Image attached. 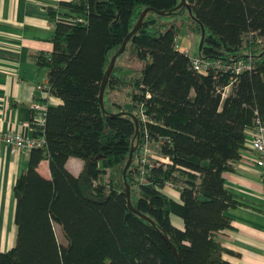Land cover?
Returning <instances> with one entry per match:
<instances>
[{"label":"trees","instance_id":"16d2710c","mask_svg":"<svg viewBox=\"0 0 264 264\" xmlns=\"http://www.w3.org/2000/svg\"><path fill=\"white\" fill-rule=\"evenodd\" d=\"M185 1L190 10L176 8L180 0H69L47 8L52 49L35 61L60 103L47 106L43 127L32 125L43 143L29 150L15 180V240L0 251V264H177L163 234L181 264H233L216 237L231 226L227 209L240 205L223 173L233 170L256 119L264 123V0ZM148 7L154 10L107 78L103 110L110 59ZM183 28L200 35L205 72L178 49ZM129 49L141 63L132 74L118 64ZM240 64L247 67L237 72ZM118 86H128V107L107 98ZM143 143L157 155L142 173ZM71 157L83 161L78 175L67 167ZM42 161L48 178L39 172ZM126 184L147 219L130 210ZM166 184L180 201L162 192Z\"/></svg>","mask_w":264,"mask_h":264},{"label":"crops","instance_id":"0c3cea01","mask_svg":"<svg viewBox=\"0 0 264 264\" xmlns=\"http://www.w3.org/2000/svg\"><path fill=\"white\" fill-rule=\"evenodd\" d=\"M60 1L69 0H0V131L21 133L33 137L30 125L31 105L44 99L47 105H57L60 100L38 88L47 82V69L35 61L37 54H47L52 49L54 19L47 8L56 7ZM192 34L181 31L177 46L184 52L192 47ZM197 50L193 56L197 55ZM251 132L247 131L245 147L240 158L233 163V170L223 173L225 185L237 196L240 205L229 208L226 215L230 227L217 233L221 245L229 252L224 259L233 264H264V199L259 170L251 150ZM154 150V149H153ZM154 155H157L154 150ZM29 150L11 153L0 143V251L14 245L15 198L13 186L16 178L26 169ZM68 169L78 175L83 161L71 157ZM39 172L49 177L47 163L39 164ZM162 192L180 201L177 189L165 185ZM177 228L183 227L182 219L170 215Z\"/></svg>","mask_w":264,"mask_h":264},{"label":"built area","instance_id":"2783aa9c","mask_svg":"<svg viewBox=\"0 0 264 264\" xmlns=\"http://www.w3.org/2000/svg\"><path fill=\"white\" fill-rule=\"evenodd\" d=\"M185 53L189 54L186 50ZM191 64L193 68L200 72H205L207 70L206 63H203L197 55L190 56ZM247 66L245 64H240L236 67L237 72L245 69ZM38 88L42 91H46V83H41ZM47 102L44 99L36 100L31 105L30 114V125L36 127H43L45 123V115L47 110ZM141 119L144 116L141 115ZM256 126L250 130L251 132V150L255 154L254 163L259 170V177L263 187V199H264V123L259 119H256ZM33 129V128H32ZM0 143L9 148L11 153H16L20 150H30L34 146H39L43 143V140L36 139L34 137H26L21 133L0 131ZM148 143H143L139 153L137 165L141 168L143 173L145 164L150 163L151 156L149 155ZM161 161H166L162 158ZM150 165V164H149ZM264 201V200H263Z\"/></svg>","mask_w":264,"mask_h":264},{"label":"water","instance_id":"95a60500","mask_svg":"<svg viewBox=\"0 0 264 264\" xmlns=\"http://www.w3.org/2000/svg\"><path fill=\"white\" fill-rule=\"evenodd\" d=\"M181 6H185L188 10H190V6L188 5V3L185 1V0H180L179 4L177 5L176 8L178 7H181ZM154 9L153 8H145L142 13L140 14L138 20L136 21L135 25L133 26L132 30L126 35V37L123 39L119 49L117 50V52L115 54L112 55L111 59H110V62H109V65L104 73V76H103V80H102V83H101V86H100V94H99V102H100V106L101 108L104 110V107H103V94H104V90H105V87H106V84H107V78L109 76V74L111 73L114 65H115V61L117 59L118 56H120L124 50H125V47H126V44L128 43V41L131 39V37L139 30V28L141 27V24H142V20L143 18L145 17L146 13L148 11H153ZM158 14H164L165 12L164 11H157ZM200 44H201V41H200ZM123 112H118V113H115V114H111V116L113 115H119ZM131 118L133 119L134 123H135V127H136V137L138 138L139 136V131H138V119L136 118V116L134 114H131ZM136 150V145H132V147L130 148V151H129V155H128V159H127V162L124 166V169H123V175L126 174L127 172V169L128 167L130 166L131 162H132V158H133V153L134 151ZM125 192H126V196H127V202H128V206L130 208V210L134 213H137L141 216H143L144 218L147 219L146 216L140 214L131 204V201H130V188L129 186L126 184L125 186ZM164 241L167 243V245L169 246V248L171 249L172 253L174 254L175 258H176V261H177V264H181L180 263V258H179V255L176 251V248L173 246V244L170 242V240L168 239L167 235L163 234L162 235Z\"/></svg>","mask_w":264,"mask_h":264},{"label":"rangeland","instance_id":"374dc122","mask_svg":"<svg viewBox=\"0 0 264 264\" xmlns=\"http://www.w3.org/2000/svg\"><path fill=\"white\" fill-rule=\"evenodd\" d=\"M184 33H186V31L188 33L192 34V47L190 50V55L193 56V53L197 50V48L199 47L200 44V35L197 34V32H192L190 30H188L187 28H183L182 30ZM189 52V48L185 47L184 52L185 51ZM118 64L122 66L124 71H129V74L134 73L135 71H137L139 69V67L141 66L140 62H137L134 58V56L132 55L130 49L128 51H126L124 53V55H122L120 57V59L118 60ZM107 98L109 100V102L111 103H117V104H123L124 106L129 105L128 102L130 101V97L128 94V86H118L117 89L108 91L107 93ZM128 107V106H127ZM149 148V155L154 158V150L152 148V146H148ZM165 162V161H164ZM167 185V184H166ZM170 186V185H168ZM55 231L57 234V237L59 239V241H62V235H61V231L59 230V228L57 226H55Z\"/></svg>","mask_w":264,"mask_h":264}]
</instances>
